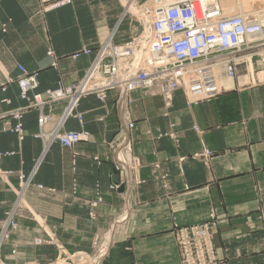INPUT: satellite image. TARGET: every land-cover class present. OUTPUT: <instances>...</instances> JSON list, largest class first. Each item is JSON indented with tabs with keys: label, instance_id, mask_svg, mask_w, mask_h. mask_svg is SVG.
<instances>
[{
	"label": "crops",
	"instance_id": "crops-1",
	"mask_svg": "<svg viewBox=\"0 0 264 264\" xmlns=\"http://www.w3.org/2000/svg\"><path fill=\"white\" fill-rule=\"evenodd\" d=\"M123 11V0H72L48 11L39 0H0V87L6 86L0 113L24 104L17 97L18 64L37 74L39 91L79 81L97 47L135 32ZM83 45L92 52L72 59ZM238 67L233 79L220 73L218 94L190 107V87L174 92L169 109L159 95L131 93L126 116L134 126L125 135L140 166L130 191L110 187L123 180L110 146L123 134L115 92L104 105L94 94L83 97L82 126L69 117L63 130L83 128L89 140L72 149L53 143L38 165L37 112L24 114L22 140L2 131L0 122V153L15 152L0 158V170L13 171L0 176V222L16 201L18 173L32 175L0 264H94L100 250L105 254L97 264H181L174 228L202 223L211 212L216 264H264V69L253 64L241 73ZM64 106L45 109L50 126Z\"/></svg>",
	"mask_w": 264,
	"mask_h": 264
},
{
	"label": "built area",
	"instance_id": "built-area-1",
	"mask_svg": "<svg viewBox=\"0 0 264 264\" xmlns=\"http://www.w3.org/2000/svg\"><path fill=\"white\" fill-rule=\"evenodd\" d=\"M123 16H128L135 24V32L122 43L110 39L95 49L94 57L83 77L71 84H59L54 88L38 90L37 74L29 72L18 64L20 75L16 79L17 97L24 104L13 110L0 113L1 130L15 133L19 140L24 137L22 118L28 111L37 112V132L42 142V151L36 162L38 165L53 143L72 149L75 144L89 140L85 129L63 130L69 117L83 124L82 115L77 111L80 100L94 94L104 105L109 91L116 93V105L122 113L123 134L111 143L113 162L123 175L120 183H112V189L120 185L130 191L139 182V160L130 153L126 130L134 123L128 120L127 108L132 100V92L141 90L149 95H159L163 105L169 109L173 94L182 87H190L187 106L197 103L200 98H208L221 90L220 73L226 78L236 77L238 61L245 52H252L255 43L264 45V3L245 7L246 0H126ZM72 0H39L42 11L69 5ZM231 3L235 11L228 12ZM92 49L83 45L80 54H89ZM54 58L51 49L47 51ZM251 54L247 55L250 56ZM12 80L9 79L8 82ZM6 86L0 90L5 91ZM9 103V99H3ZM64 102L65 106L57 121L51 125V117L45 109ZM9 119H13L11 123ZM125 120V122H124ZM198 130L197 126H194ZM121 134V133H120ZM15 152L0 153L3 156ZM209 155V151H204ZM13 171L0 170V176ZM19 187L15 203L5 211L0 222V248L16 229V217L26 189L31 185L32 175L26 177L18 173ZM36 188L44 190L42 185ZM50 191L49 189H47ZM101 199L91 202L96 207ZM126 201V199H125ZM94 217V212H90ZM260 225L264 232V205L259 210ZM216 217L210 213L207 220L196 225L176 226L174 238L178 247L181 264H216L218 259L212 241V229ZM36 244L42 240L35 239ZM99 257L105 250L99 251ZM99 259V258H98ZM95 260L94 264H97Z\"/></svg>",
	"mask_w": 264,
	"mask_h": 264
},
{
	"label": "rangeland",
	"instance_id": "rangeland-1",
	"mask_svg": "<svg viewBox=\"0 0 264 264\" xmlns=\"http://www.w3.org/2000/svg\"><path fill=\"white\" fill-rule=\"evenodd\" d=\"M124 1V3H126L127 1L126 0H123ZM261 1H263V0H246V1H244V2H242V5H244L245 7H249V6H258V5H260V4H263L264 3V1L263 2H261ZM126 6H127V4H125ZM255 48H253L252 49V52H245L244 54H243V56H247V55H249V54H254V53H257V52H263L264 51V45H261L260 44V42H256L255 43ZM243 59H244V57H243ZM253 64H256V67H260V65L258 64V62L254 59V57H249V59H244V60H242V61H238V69H241L240 70V72L242 73H249V71H250V68H251V71H252V67H253ZM261 68V67H260ZM254 70L256 69V68H253ZM114 227V226H113ZM113 229V228H112ZM112 229L110 230V236H111V234H112ZM109 236V237H110Z\"/></svg>",
	"mask_w": 264,
	"mask_h": 264
},
{
	"label": "bare ground",
	"instance_id": "bare-ground-1",
	"mask_svg": "<svg viewBox=\"0 0 264 264\" xmlns=\"http://www.w3.org/2000/svg\"><path fill=\"white\" fill-rule=\"evenodd\" d=\"M125 4H127V2L125 3ZM235 9H236V7L235 6H233V3H231V7H229V9H228V12H233V11H235ZM249 57L251 58V57H255L256 58V61L258 62V64L260 65V67H261V69H264V51L263 52H257V53H254V54H252V55H250V56H246V57H244V59H249ZM243 58L242 59H240L239 61H242V60H244ZM113 228V227H112ZM112 231H113V229H112ZM110 236V231H109V233H108V237ZM110 238H111V236H110ZM107 245H108V243H107ZM106 245V246H107ZM97 256V255H96ZM99 256V255H98ZM99 258V257H98Z\"/></svg>",
	"mask_w": 264,
	"mask_h": 264
},
{
	"label": "water",
	"instance_id": "water-1",
	"mask_svg": "<svg viewBox=\"0 0 264 264\" xmlns=\"http://www.w3.org/2000/svg\"><path fill=\"white\" fill-rule=\"evenodd\" d=\"M120 188L123 189V186H121Z\"/></svg>",
	"mask_w": 264,
	"mask_h": 264
}]
</instances>
